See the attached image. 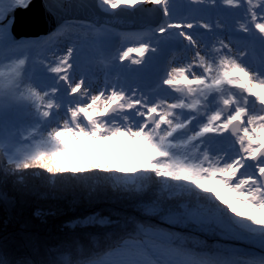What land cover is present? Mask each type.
<instances>
[{"label":"snow or ice","instance_id":"snow-or-ice-1","mask_svg":"<svg viewBox=\"0 0 264 264\" xmlns=\"http://www.w3.org/2000/svg\"><path fill=\"white\" fill-rule=\"evenodd\" d=\"M189 2L215 5L216 0ZM221 3L232 8L246 5L244 19L237 20L239 30L245 34L254 31L264 38V3L259 8L253 0H221ZM30 4L31 0H10L4 7L0 0V50L20 47L19 41L27 40L17 39L13 34L14 13ZM99 4L104 11L150 5L160 15L158 24L135 40L134 46L118 49L112 59L121 64L128 61L129 68L131 65L146 68L149 56L161 44L179 37L183 40L181 51L186 63L177 67L169 65L170 70L166 69L152 88L133 85L129 89L119 83L120 73L106 74L102 85L96 87L93 79L84 73L74 75L77 47L69 43L53 60L40 61L55 78L51 86L22 87L21 82H11L15 97L34 109L38 118L36 127L53 120L57 123L31 150L17 148L11 153L4 152L6 163L17 171L38 168L51 175L105 173L118 186L136 192L143 188L140 181L154 175L170 181L178 195L184 189L189 196L196 194L195 202L172 204L175 197L171 195L166 197L168 203L159 199L147 202L141 210L145 219L107 253L110 259L95 264H170L163 257L171 252L190 257L187 264H228L211 257L192 258L189 240L181 241L184 235L176 231L192 226L202 233H222L225 221L240 232L235 239L259 249L239 264H264V93L256 91L257 87L264 88V72L249 68L242 59L246 50L236 54L220 36L210 45L201 42L200 36L192 32L195 26L211 32L214 26L222 30L225 25L219 20L213 25L205 20L189 19L187 14L174 18L173 0H99ZM46 7L54 18V29L47 41L37 39L38 43L57 48L60 37L67 39L71 35L67 29L84 26L57 19L64 7L62 0H53ZM133 53L137 55L134 57ZM100 63L107 67L111 60L101 58ZM24 64V59L17 62V77ZM227 86H239L241 96L237 98ZM160 89L166 94L160 95ZM62 90L64 100L60 98ZM249 97L259 102L258 111L255 104L249 108ZM32 133H22V141L34 139ZM221 134H229L234 145H238L234 155L212 151L211 140ZM125 139L141 140L148 149L147 155L136 164L129 165L120 156L115 158L118 165L115 167L107 160L77 164L71 158L73 142L100 144ZM241 204L258 211L260 216L242 210ZM94 220L95 217L89 218Z\"/></svg>","mask_w":264,"mask_h":264},{"label":"trees","instance_id":"trees-1","mask_svg":"<svg viewBox=\"0 0 264 264\" xmlns=\"http://www.w3.org/2000/svg\"><path fill=\"white\" fill-rule=\"evenodd\" d=\"M34 147L29 146L23 151ZM78 147L71 151V158L77 164L107 160L115 167L118 166L115 158L120 156L132 165L148 153L140 145L116 149L92 145L89 151L86 148L76 151ZM5 164L11 171L6 167L7 171L0 172L2 189L11 192L18 205L15 211L22 213L17 214L11 222H6L0 207V264H94L145 219L141 210L147 202L159 199L168 203L166 197L169 195L175 197L170 202L172 204L195 202L196 199V194L189 196L187 189L178 195L175 186L169 185L170 181L154 175L140 181L143 188L136 192L118 186V182L105 173L51 175L38 168L17 171L6 163V158ZM33 173L36 175L30 177ZM27 180H30L29 189L17 185ZM66 212H69L68 216L58 218ZM91 214L98 217L92 222L84 221V226L76 230L66 226L74 218ZM101 220L106 223L101 224ZM176 231L183 233L181 241L189 240L192 258L213 259L217 249H224L225 242H228L223 236L224 232L202 233L192 226ZM231 253L228 254L229 259L225 255V261L238 264L242 258L235 255L240 253Z\"/></svg>","mask_w":264,"mask_h":264},{"label":"rangeland","instance_id":"rangeland-1","mask_svg":"<svg viewBox=\"0 0 264 264\" xmlns=\"http://www.w3.org/2000/svg\"><path fill=\"white\" fill-rule=\"evenodd\" d=\"M9 2L10 0H3V6L7 7ZM48 3L50 2L45 3V5L41 7H46ZM261 3H264V0H253V4L256 5L257 8H259V5ZM173 4L174 9H172V12H175L176 10V12L181 16L187 14L189 19L194 18L195 7H197L199 8L200 12V20H205L212 23L213 25H215V22L217 20H219L220 23L225 25L222 30L217 29L214 26L211 32H207L197 25L194 27L192 32L195 35H199L201 41H207L210 44L217 36H220V38L226 40L227 43H232L230 45H233V51L237 54L240 51L246 50V54L242 58L243 62L253 70L264 72V38H262L258 33L254 31L251 34H245L239 30L237 25V20L242 21L244 19V13L247 7L246 5L245 7L241 8H232L230 6L223 5L221 3V0H216L215 5L207 2L202 4H192L189 2V0H173ZM70 6L72 7V5ZM224 7H226V11H224ZM64 9L65 5L60 13H58L57 18L67 13H74L78 16H84L83 14H79L81 13V10L68 12L69 10L64 11ZM47 12L48 11H46V9L44 8L41 12H38L37 15L44 16V14H46ZM150 12H153L154 16L158 14L156 19L154 17L149 18V20L156 22H153L154 24H148L141 28L130 27L126 29H119L105 24L99 26L96 23L84 18L87 16H84L83 18L74 17L66 19L73 20L80 24L84 23V28L90 30L88 31V34L85 35L84 46L77 53V62L81 63L84 68L87 69L89 77L94 76V74H98L104 79L106 74L115 75L116 73H120L121 80L119 81V83L123 84V86L131 88L133 85H139L141 89H148L154 87L159 82L161 75L166 69L170 70V67L184 66V63H186V61L184 60L185 54L183 53V51H181V49L184 47V44L182 38L179 37L170 40L167 44H161L158 51L149 56L148 65L146 68H139V66L136 65H131V67L129 68L128 66H126L129 63L128 61H125L123 62V64H121L112 59L118 49L126 46H134L135 40L139 39L142 34L148 32V30L152 26L159 23V13L157 11H153L152 6H146V8H144L140 14L144 15ZM123 15L126 16L128 14L124 13ZM136 17H132L129 20L132 21ZM53 22L54 19L49 23L39 24L38 26H35V29H46L48 25ZM23 26L26 27V29L32 27V25L25 26V24ZM53 29L48 33H44L39 36L26 37L27 40H20V47L11 48L8 50H0V172L7 171V166H5L6 157L4 156V152L7 151L11 153L14 152L17 148L23 151L24 148H27L29 146H36V144L40 142L41 137L46 136V132L54 127L57 123L56 120L54 123H49L48 125L41 124L40 127H36L38 118L34 109L28 103L19 101L10 88L12 81L21 82L22 87H25L22 82L23 75L21 74V72L19 71V77L15 75L16 64L20 59H24L25 63L28 62V59H31L34 56V60L38 59L40 55L42 56V59L44 61L47 59V49L51 50L53 48H49L46 43H38L36 40L38 39L42 42L47 41L48 35L53 31ZM145 38L148 39L150 37ZM60 43L62 42L60 41ZM39 45L41 48V54H37V46ZM175 53H178V56H176ZM132 55L135 57L137 54L133 53ZM101 58L111 60L110 65L105 67L104 64L100 63ZM39 73H41V75ZM37 74L38 75L36 78L39 80H41L42 78H46L47 86H51L54 83L55 78L53 77V74L44 72V70H40V72L38 71ZM29 85H31V81H28V86ZM36 85L41 87L42 84ZM227 87L231 89L232 94H234L237 98L241 96V89L239 88V86ZM256 91L264 93V88L257 87ZM173 94L179 95V93L175 92H173ZM62 97H65L63 90L61 91L60 98ZM254 104L256 106V110L258 111L259 102L255 100V97H249V108L251 109ZM62 115L63 113H61V116ZM204 119L206 120V117H204ZM33 128H35L34 133H32ZM22 133L24 135H29V133H32L34 139L29 141H22ZM209 135L211 136L214 134ZM92 145L97 148L114 147V149H116L117 147H136L137 145H140L141 148L147 149L143 141L128 139L112 143L101 142L100 144H92L90 142L78 144L73 142L72 148L74 149L79 146L76 151H83L85 148L86 151H89ZM237 147L238 145H234L233 138L228 134H221L220 136H217L211 140V148L214 153L223 154L224 152H228L229 156H232L235 154V148ZM7 168L9 171H11L9 167ZM35 175L36 173L30 174V177H34ZM0 181L2 180L0 179ZM1 183L0 207L2 208V211H4V216H6L4 221L11 222L13 218H15L17 214L20 215V212L22 213V211H15V207H17L18 205L14 201V197L11 192L2 189ZM29 183L30 180H27L22 181L17 185L20 187L25 186L26 189H29ZM171 184L172 183H170L169 185ZM37 193L38 192H36V194ZM239 207L242 210L251 212V214L253 215H256L258 217L260 216V213L258 211L246 209L242 204L239 205ZM18 208L21 207L19 206ZM27 210L28 209H26V211ZM68 215L69 212H66L60 217L65 218ZM90 217H95L96 219L98 216L96 214H91L87 217L74 218L66 223V226H70V229L76 230V228L84 226V221L92 222L89 221ZM253 227L256 226L253 225ZM224 229L225 230L223 236L227 238L228 242H225L224 249H217V254L214 255L213 259L225 261V255L232 254L231 252H239L240 254L236 253L237 255H235V257L240 256L242 259H244L248 257L252 252H259V249L253 248L251 245L245 243L244 241L235 239V237L240 235V232L236 230L231 223L225 221ZM115 247H112L111 249H109V251L102 254L101 259H110V257L107 256V253L113 251ZM233 256H231V258ZM0 257H2L1 248ZM116 258L119 259V256H117ZM188 258L182 256L179 252H171L163 257V259H168L170 261V264H187ZM227 258H230L229 255L227 256ZM229 261L230 260H228L227 262L229 263Z\"/></svg>","mask_w":264,"mask_h":264},{"label":"water","instance_id":"water-1","mask_svg":"<svg viewBox=\"0 0 264 264\" xmlns=\"http://www.w3.org/2000/svg\"><path fill=\"white\" fill-rule=\"evenodd\" d=\"M47 2H53V0H31V4L27 8H17L15 10V24L13 28V34L18 39L21 37H31V36H39L44 33H48L50 30L54 28L55 21L48 25L46 29H35V26L43 23H49L53 20V16L49 14V8L41 7L44 6ZM63 4L65 5V10H69L68 12H75L74 10H81V13L84 16H78L74 13H67L59 16V18L70 19V18H86L97 25L101 26L102 24L113 26L119 29H126V28H141L148 24H154L149 18L154 17L157 18L158 14L154 16L153 12L146 13L144 15L140 14L141 11L146 8V6H139L138 8L132 9H117L113 12L104 11L98 4V0H62ZM48 3V4H50ZM72 5V7L70 6ZM150 6V5H148ZM46 9L48 11L44 16L37 15L38 12H41L42 9ZM128 14L124 16L123 14ZM137 16V17H136ZM160 16V15H159ZM132 17L134 18L132 21ZM159 18V17H158ZM142 19V20H141ZM140 21V22H139ZM25 26H31L29 29H26ZM28 28V27H27ZM203 111V110H202ZM201 119H204L201 118ZM229 135V134H228ZM59 219L62 217H58Z\"/></svg>","mask_w":264,"mask_h":264},{"label":"bare ground","instance_id":"bare-ground-1","mask_svg":"<svg viewBox=\"0 0 264 264\" xmlns=\"http://www.w3.org/2000/svg\"><path fill=\"white\" fill-rule=\"evenodd\" d=\"M226 7H224V11ZM174 9V7L172 8ZM174 18L179 15L176 10L175 12H172ZM199 8L195 7V11H194V20H200L199 18ZM68 21H73V20H68ZM82 25H84V23H81ZM67 32H69L71 35L68 36L67 39H65L64 37L60 38V41L62 43H59L57 48H53V49H47V59L45 60V63L53 60L54 58H56V56H58L62 51L63 48L68 45L69 43H75L76 47H77V53L79 52V50L82 49V47L84 46V40H85V35L88 34V30L87 28H84V26H81L79 28H70L66 30ZM203 43H206L207 45H210L209 42L207 41H201ZM225 42L227 43V41L225 40ZM232 44V43H230ZM233 47V45H231ZM37 54H41V48L40 45L37 46ZM236 49V48H234ZM237 54V53H236ZM176 56H178V53H175ZM35 56L32 57L31 59H28V62H26L23 66L20 67L19 71L21 72L22 76V82L25 86H28V81H31V84H38L41 85V87H46V78H42L41 80L37 79V72L40 70H44V72H47L45 65L42 64L40 61L43 60L42 56L40 55L38 59L34 60ZM97 71V69H96ZM198 71V69H197ZM81 73H84L90 80L93 79L94 81V86L96 87H100L102 85V81L103 78L98 75V74H94V76L89 77L87 69L84 68V66L81 63H77V68L76 71L74 73V75H80ZM41 75V73H39ZM130 89V88H129ZM159 94L160 95H165L166 91H164V89H160L159 90ZM62 100L66 99L65 97L61 98ZM56 120H53L50 123H54ZM61 122V120L59 121ZM230 136V135H229Z\"/></svg>","mask_w":264,"mask_h":264}]
</instances>
